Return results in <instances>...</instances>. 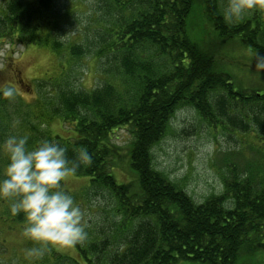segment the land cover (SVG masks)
I'll use <instances>...</instances> for the list:
<instances>
[{"label":"trees","instance_id":"16d2710c","mask_svg":"<svg viewBox=\"0 0 264 264\" xmlns=\"http://www.w3.org/2000/svg\"><path fill=\"white\" fill-rule=\"evenodd\" d=\"M102 2V17L86 41L60 39L71 9L61 12L56 0H9L0 12V36L49 46L69 63L60 64L62 74L49 92L47 80H38L41 98L32 103L38 116L50 107L67 133H35L29 148L48 139L65 146L73 160L86 147L93 162L75 174L85 181L78 194L99 206L102 197L115 202L103 207L99 229L87 227L88 239L75 246L76 255L53 247L47 264H249L251 256L264 264L259 169L223 171L222 192L197 202L156 167L153 155L184 106L213 128L255 131L263 143L264 91L237 87L233 75L218 66L209 40L197 41L196 31L206 33L209 25L219 44L240 39L264 57V8L228 24L222 14L227 0ZM87 56L98 62L101 74L100 84L90 89L76 87L69 74ZM6 99L0 95V102ZM120 128L130 133L124 147L114 141ZM3 140L0 133V144Z\"/></svg>","mask_w":264,"mask_h":264},{"label":"rangeland","instance_id":"374dc122","mask_svg":"<svg viewBox=\"0 0 264 264\" xmlns=\"http://www.w3.org/2000/svg\"><path fill=\"white\" fill-rule=\"evenodd\" d=\"M8 1L0 0V12ZM56 3L61 12L68 7L71 9L70 18L62 21L60 39L86 41L93 37L91 29L98 25L102 17V0H56ZM205 28L206 33L196 31L197 41H202V38L209 40L218 66L233 75L237 87L263 92L264 57L240 39H224L219 44L209 25H205ZM11 39L0 36V84L10 85L16 90L15 98L0 102V133L3 139L12 134L27 135L28 139L31 135L36 137L35 133L65 135L66 128L57 117L53 118L50 107L48 113L38 116L35 112L37 105L33 106L32 103L36 104L41 98L38 80H47L44 92H49L54 79L60 78L62 74L63 63H66L65 67L69 66L67 58L61 61L49 46L12 43ZM98 66V62L90 56L78 61L69 71L70 82L76 87L87 89L98 86L101 81ZM13 121H17L15 127ZM34 127L37 128L34 130ZM127 130L120 128L114 134V141L123 147L130 140ZM253 132L248 134L222 126L213 128L202 121L192 107H180L171 118L169 133L153 148L155 165L184 187L197 202H201L211 193L222 192L223 171L229 172L232 167L241 172L251 166L254 170L259 169V176L264 179V140L262 143L257 133ZM37 136L40 137L39 134ZM7 162V153L0 149V171ZM84 183L78 176L70 175L65 186L82 202L79 205L85 210L87 225L94 230L99 229L104 221L103 207L112 208L115 202L102 197L99 206L94 200L87 202L88 199H81L85 196L78 193ZM23 224V213L13 217L8 204L0 199V264H47L46 259L51 256L52 248L38 259L25 256V249L34 246V242L21 236ZM57 249L62 253L76 255V247ZM259 258L251 256L249 264H260ZM182 264L203 263L183 261Z\"/></svg>","mask_w":264,"mask_h":264},{"label":"clouds","instance_id":"9594fccd","mask_svg":"<svg viewBox=\"0 0 264 264\" xmlns=\"http://www.w3.org/2000/svg\"><path fill=\"white\" fill-rule=\"evenodd\" d=\"M264 8V0H227L223 9L226 23L241 21L253 9ZM0 95L13 99L16 90L0 84ZM17 121H13L15 127ZM8 155L6 166L0 171V199L7 204L10 214L21 213L24 224L21 236L34 242L25 249V256L41 258L51 248L83 246L88 239L85 211L65 188L70 175L81 167L91 166L93 156L80 147L70 160L67 148L58 142L44 139L29 148L27 135H9L0 144Z\"/></svg>","mask_w":264,"mask_h":264}]
</instances>
